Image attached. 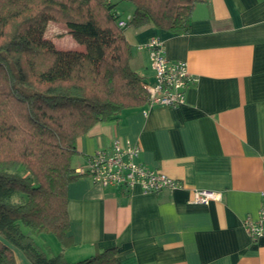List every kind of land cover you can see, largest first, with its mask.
I'll list each match as a JSON object with an SVG mask.
<instances>
[{
    "label": "crops",
    "instance_id": "1",
    "mask_svg": "<svg viewBox=\"0 0 264 264\" xmlns=\"http://www.w3.org/2000/svg\"><path fill=\"white\" fill-rule=\"evenodd\" d=\"M118 4L131 14V4ZM123 34L139 76L152 79L145 45L157 37L196 80L181 105L144 103L94 124L77 138L71 165L84 167L119 137L180 185L143 193L79 177L67 187L70 244L59 242L55 252L76 261L114 247L122 264H264V235L251 239L242 224L256 218L264 192V0H198L187 33L128 27ZM195 189L220 199L192 203Z\"/></svg>",
    "mask_w": 264,
    "mask_h": 264
},
{
    "label": "trees",
    "instance_id": "2",
    "mask_svg": "<svg viewBox=\"0 0 264 264\" xmlns=\"http://www.w3.org/2000/svg\"><path fill=\"white\" fill-rule=\"evenodd\" d=\"M197 1L0 0V264H16V250L31 264H122L114 247L67 261L34 236L70 244L67 187L83 176L71 165L77 138L147 100L115 5L131 4L129 27L183 34ZM49 22L82 49L57 48Z\"/></svg>",
    "mask_w": 264,
    "mask_h": 264
},
{
    "label": "built area",
    "instance_id": "3",
    "mask_svg": "<svg viewBox=\"0 0 264 264\" xmlns=\"http://www.w3.org/2000/svg\"><path fill=\"white\" fill-rule=\"evenodd\" d=\"M131 16L119 18L117 25L126 29ZM148 51L152 79L144 88L147 106L176 107L184 103L185 90L196 79L188 72L185 61L169 60L164 47L157 37L145 45ZM140 147L116 137L108 148H100L87 157L84 167L74 169L76 174L89 178L103 187L132 188L138 186L143 193H156L163 189H173L180 184L166 174L148 168L139 161ZM220 199V193L207 189H195L190 202L206 205ZM242 224L251 239L264 235V192L255 219L246 217Z\"/></svg>",
    "mask_w": 264,
    "mask_h": 264
},
{
    "label": "rangeland",
    "instance_id": "4",
    "mask_svg": "<svg viewBox=\"0 0 264 264\" xmlns=\"http://www.w3.org/2000/svg\"><path fill=\"white\" fill-rule=\"evenodd\" d=\"M115 7H117L120 10L119 13H121L120 15L121 18L125 19L128 12L123 10L124 7H122L121 5L119 6V4H116ZM45 37L52 40L54 45L60 49H78V50L82 49L81 46H78L72 40V38L67 34L64 25L60 23L49 22L45 31ZM23 230L27 231L28 229L26 227H23ZM34 240L44 250H46V246L50 247L52 249V252L54 253L53 255L59 253L55 251H57L56 250L57 246L60 247L61 245L59 244V241L56 239V237L53 234L41 233L40 235H35ZM50 251L51 250H49V252ZM14 258H15V262L19 261V264H31L25 257L24 260L21 262V259L18 258L17 254L14 256Z\"/></svg>",
    "mask_w": 264,
    "mask_h": 264
}]
</instances>
